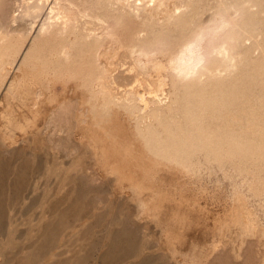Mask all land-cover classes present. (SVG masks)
<instances>
[{
	"label": "bare ground",
	"instance_id": "bare-ground-1",
	"mask_svg": "<svg viewBox=\"0 0 264 264\" xmlns=\"http://www.w3.org/2000/svg\"><path fill=\"white\" fill-rule=\"evenodd\" d=\"M74 97L81 144L138 219L208 230L182 253L164 229L178 264L264 244V0H0V148L28 145L24 112L35 127Z\"/></svg>",
	"mask_w": 264,
	"mask_h": 264
},
{
	"label": "rangeland",
	"instance_id": "rangeland-1",
	"mask_svg": "<svg viewBox=\"0 0 264 264\" xmlns=\"http://www.w3.org/2000/svg\"><path fill=\"white\" fill-rule=\"evenodd\" d=\"M73 99L35 127L24 112L14 132L31 134L29 146L12 156L0 148V188L9 186L12 207L3 210L0 199V264H178L165 228L183 237L174 242L182 253L209 245L204 225L184 227L171 217L155 225L136 217L134 205L100 176L92 151L81 144ZM19 197L26 206L16 207ZM215 257L213 264H264V244L248 240L240 260L229 251Z\"/></svg>",
	"mask_w": 264,
	"mask_h": 264
}]
</instances>
